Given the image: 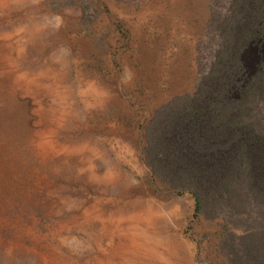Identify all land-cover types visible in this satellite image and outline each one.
<instances>
[{
	"label": "rangeland",
	"instance_id": "1",
	"mask_svg": "<svg viewBox=\"0 0 264 264\" xmlns=\"http://www.w3.org/2000/svg\"><path fill=\"white\" fill-rule=\"evenodd\" d=\"M236 1L0 0V264H260L264 196L197 212L144 152Z\"/></svg>",
	"mask_w": 264,
	"mask_h": 264
},
{
	"label": "trees",
	"instance_id": "2",
	"mask_svg": "<svg viewBox=\"0 0 264 264\" xmlns=\"http://www.w3.org/2000/svg\"><path fill=\"white\" fill-rule=\"evenodd\" d=\"M225 14L227 28L208 38L221 40L208 72L222 82L157 112L145 136L148 166L191 193L197 212L203 194L226 203L236 193L239 205L264 196V0H237ZM252 257L264 262V244Z\"/></svg>",
	"mask_w": 264,
	"mask_h": 264
}]
</instances>
